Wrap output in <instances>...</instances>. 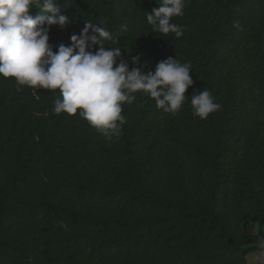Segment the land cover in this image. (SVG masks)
<instances>
[{
    "label": "trees",
    "instance_id": "1",
    "mask_svg": "<svg viewBox=\"0 0 264 264\" xmlns=\"http://www.w3.org/2000/svg\"><path fill=\"white\" fill-rule=\"evenodd\" d=\"M57 2L71 22L51 26L53 51L93 23L117 64L177 58L193 85L175 115L136 93L109 140L55 114L59 90L0 77V264H249L262 249L248 225L264 234V0H185L180 38L151 32L157 0ZM203 90L221 107L201 120Z\"/></svg>",
    "mask_w": 264,
    "mask_h": 264
},
{
    "label": "clouds",
    "instance_id": "2",
    "mask_svg": "<svg viewBox=\"0 0 264 264\" xmlns=\"http://www.w3.org/2000/svg\"><path fill=\"white\" fill-rule=\"evenodd\" d=\"M160 5L147 15L151 32L176 38L183 35L180 25L172 22L184 14L185 0H157ZM35 6V7H33ZM35 8L40 15L35 17ZM71 21L61 14L57 0H0V77L14 78L19 86L59 90L52 111L59 115L79 114L107 139L118 136L125 122L123 105L132 104L136 93L155 101L158 110L175 115L186 100V90L193 85L191 65L168 57L155 70H142L140 57L133 56L132 67L117 58L121 49L114 47L112 33L102 26L85 23L71 43H61L56 51L49 43L52 25L66 26ZM99 45L98 49H93ZM106 45H111L106 49ZM93 49V50H90ZM194 117L201 120L221 106L209 90L191 97ZM264 250V240L258 242Z\"/></svg>",
    "mask_w": 264,
    "mask_h": 264
},
{
    "label": "rangeland",
    "instance_id": "3",
    "mask_svg": "<svg viewBox=\"0 0 264 264\" xmlns=\"http://www.w3.org/2000/svg\"><path fill=\"white\" fill-rule=\"evenodd\" d=\"M248 231L254 235L253 243L258 245L260 240H264V234L262 236L257 235L256 227L254 224L248 225ZM249 264H264V250H257L251 252L248 255Z\"/></svg>",
    "mask_w": 264,
    "mask_h": 264
}]
</instances>
